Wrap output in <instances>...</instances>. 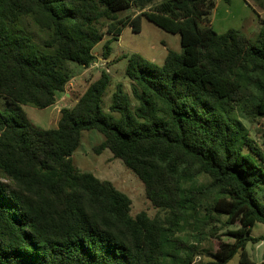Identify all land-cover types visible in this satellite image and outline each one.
Returning a JSON list of instances; mask_svg holds the SVG:
<instances>
[{"label":"trees","instance_id":"obj_1","mask_svg":"<svg viewBox=\"0 0 264 264\" xmlns=\"http://www.w3.org/2000/svg\"><path fill=\"white\" fill-rule=\"evenodd\" d=\"M0 0V264H254L248 242L264 225V153L242 117L264 118V21L254 40L209 25L215 0ZM229 2V0H224ZM264 10V0H250ZM146 7L149 10H143ZM131 8L134 15H120ZM180 36L181 51L162 63L127 57L132 105L117 83L102 109L110 76L102 71L75 103L41 129L23 105H53L93 47L109 43L140 17ZM45 33L41 44L21 25ZM202 24V25H201ZM95 129L143 183L163 216L130 213L131 199L107 179L79 171L72 154ZM232 236L220 240L217 232ZM216 236L218 247H201ZM197 257H207L199 260Z\"/></svg>","mask_w":264,"mask_h":264},{"label":"rangeland","instance_id":"obj_2","mask_svg":"<svg viewBox=\"0 0 264 264\" xmlns=\"http://www.w3.org/2000/svg\"><path fill=\"white\" fill-rule=\"evenodd\" d=\"M163 0H155L154 4ZM146 7L143 10H149ZM139 10L131 8L123 11L120 15H134ZM209 25L218 33L225 32L229 28H235L254 40L261 29V22L264 21V10L257 8L250 0H215V7L209 15ZM24 30L32 36L34 41L41 44L45 33L40 31L29 19L21 21ZM202 25V24H201ZM110 36L105 35L103 40L93 47L94 60L87 67L70 64L72 76L61 93L56 96L53 105L45 108H36L31 105H23V109L29 121L41 129L54 128L59 119V110L62 107H70L84 92L86 87L96 80L102 71L110 76V84L105 89L102 109L108 112L111 95L117 83L123 85L124 91L128 94L132 105L135 104L131 94V81L125 75L127 57L137 53L147 60L157 64L162 63L167 51H181L180 36L178 33L167 32L154 25L145 17H140V30L135 32L129 26H125L115 40L110 41V54L107 59L102 58V45ZM108 69L106 71L105 69ZM8 110V106L0 97V111ZM240 116L243 124L249 132V136L256 146L264 153V118L249 120ZM103 140V135L95 129H88L81 132V139L78 148L72 154L74 166L79 171L91 172L100 179L111 181L120 191L127 194L131 199L130 213L135 215L144 210L149 216H163L164 211L152 206L144 193L143 183L138 177L127 168L124 163L113 157L108 149L102 150L99 154L93 148ZM237 226H229L220 229L217 235L220 240L232 242L230 235L223 234L227 229H235ZM252 236L264 235V225L255 223L251 228ZM219 239L216 236H206L200 243L201 247L209 250H216ZM248 257L255 264H264V244L259 242H248L246 245ZM199 260H207V257H197ZM226 264H240L239 254H235Z\"/></svg>","mask_w":264,"mask_h":264},{"label":"built area","instance_id":"obj_3","mask_svg":"<svg viewBox=\"0 0 264 264\" xmlns=\"http://www.w3.org/2000/svg\"><path fill=\"white\" fill-rule=\"evenodd\" d=\"M105 70H106V71H108V69H107V68H106Z\"/></svg>","mask_w":264,"mask_h":264},{"label":"crops","instance_id":"obj_4","mask_svg":"<svg viewBox=\"0 0 264 264\" xmlns=\"http://www.w3.org/2000/svg\"><path fill=\"white\" fill-rule=\"evenodd\" d=\"M255 264V263H254Z\"/></svg>","mask_w":264,"mask_h":264}]
</instances>
